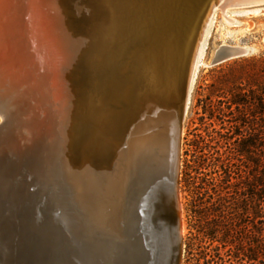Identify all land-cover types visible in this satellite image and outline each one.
Segmentation results:
<instances>
[{
  "label": "water",
  "instance_id": "1",
  "mask_svg": "<svg viewBox=\"0 0 264 264\" xmlns=\"http://www.w3.org/2000/svg\"><path fill=\"white\" fill-rule=\"evenodd\" d=\"M105 1L110 6V13L113 12L117 17L121 14L116 22L110 18L97 29L90 22L89 14L79 18L84 19L82 25L86 27L89 35L84 37L87 39V46L82 48L81 58L93 70V76L83 91L82 107L85 117L81 124L89 125L90 112L104 103L102 97L109 87L113 86L115 92L126 89L124 86V89L121 88L120 80L127 75V71L134 73L136 82L129 84L130 87L126 86L128 92L125 95L131 92L133 106L125 125V133H122L123 138L129 127L134 129L138 126L137 123L153 117L154 110L147 106L146 97L157 92L160 87L169 90V95L163 102L165 106L168 103L174 104L176 127L169 182L164 175H156L159 180L157 179V184H152L158 195L161 193L158 190L165 192L159 195V199L166 194L169 197L165 201L164 209L154 208L150 213V217L156 219L158 227L154 238L156 250L149 257L150 262L148 259L147 262L141 260V252L128 247L121 240V235L115 232L116 229L109 226L111 221L116 224L115 218L121 212V189L126 173L125 146H122L118 161H115L113 150L108 152V148L97 146L96 152L91 156L94 169L89 178L81 176L80 160L75 158L78 155L76 150L71 153L73 161L70 171L66 170L62 158L58 160L61 166L59 178L71 194L77 198H98L107 203L106 207H109L111 213L108 218L110 223L106 224L105 221L95 226L87 220L88 217L83 212L77 214L76 211L70 213L66 210L64 216L61 215V210L54 208L55 203L50 197L57 198L60 189L54 188L53 177L48 164L44 166L45 161L40 165L38 175L45 178L44 186L47 190L42 194V187L34 188L31 181L33 155H26L20 149L15 137V131L19 127L5 121L0 123V264H180L182 239L178 181L184 109L193 62L208 17L219 0H160L162 10L148 7L150 3L147 0ZM252 4H264V0H252ZM133 13H138L141 23L128 31L125 24L128 15ZM107 16L112 17V14ZM75 20L72 18L73 23ZM118 23L121 26L116 28ZM247 52L243 48L220 47L212 63L219 64L244 56ZM131 66L134 70H131ZM68 83H71L70 80ZM143 97L145 101L140 100ZM56 124L58 130L55 137L62 139V119ZM60 153L65 155L63 143L60 145ZM39 161H43L41 154ZM77 185L81 188L80 192L75 191ZM141 197L142 194L139 199ZM72 214L79 217L75 218ZM63 217L73 229L79 224L81 226V223L85 227L89 222L91 226L84 232L75 230V235L71 230V235L68 228L62 225ZM6 226L8 229L5 231ZM93 229L97 230L90 233ZM82 235L90 238L83 241L86 245L78 243L76 239Z\"/></svg>",
  "mask_w": 264,
  "mask_h": 264
},
{
  "label": "bare ground",
  "instance_id": "2",
  "mask_svg": "<svg viewBox=\"0 0 264 264\" xmlns=\"http://www.w3.org/2000/svg\"><path fill=\"white\" fill-rule=\"evenodd\" d=\"M147 2L150 3L148 7L162 10L160 0H147ZM261 5L264 4H252V0H219L212 8L206 25L215 8H219L223 16L228 18L227 11L230 9ZM108 7L110 6L105 0L103 2L99 0H0V116L2 118L0 123L8 121L10 125L19 127V130L15 131V137L22 152L33 155L31 176L35 180L31 181L34 188L42 187L40 192L43 194L47 190L44 186L45 178L40 176L39 182L35 184L40 165L44 162L39 161L42 148H39L40 143L37 137L41 129L45 128L49 131L48 126L53 118L62 119L64 126L60 127V132L63 138L50 137L54 148L50 150L49 156L46 153L45 159L53 177L54 188L60 189L57 192V198L52 196L50 200L55 203L54 208L61 210V215L65 216L67 211L70 213L76 211L77 214L83 212L88 217L87 220L93 222L95 226L100 222L110 223L108 218L111 213L109 207H106L107 203H103L98 198L82 196L77 198L76 195L71 194L59 178L61 166L58 160L62 158L66 164V170L70 171L73 161L71 153L76 150L78 155L75 158L80 160L81 176L89 178L94 169L91 156L96 152L97 146L103 149L108 148V152L113 150L115 161L120 160L122 146H125L126 173L121 189L122 207L115 218L116 224L111 221L109 226L116 229L115 232L121 235V240L128 247L141 252L139 253L141 260L147 262L146 259H148L150 262L149 257L156 250L154 238L158 233L156 219L150 217V213L154 208L164 209L165 201L169 200L167 194L159 199V195L165 192L158 190V193L161 192L158 195L152 184H157L159 180L157 176L160 175H164L169 182L176 116L174 104L168 103L165 106L163 102V99L169 95V90L160 87L157 92H152L146 97L147 106L154 110L153 117L145 118L144 121L137 123L138 126L134 129L129 127L123 138L122 133H125V125L130 118V110L133 106L131 92L125 95V92H128L126 86L130 87L129 84L136 82L134 73L127 71V75L120 80L121 88L124 86L126 89L115 92L116 89L113 86L109 87L105 92L106 96L103 94L102 97L105 100L104 103L97 105L90 112L89 125L81 124L82 118L85 117L82 107L83 91L93 76V70L91 65L85 64L81 58L82 48L87 46V39L84 37L89 35L86 27L82 25L84 19L79 20V18L86 13L89 14L90 22L97 29L110 18L115 22L116 19L121 18V14L119 18L113 12L110 13L111 9ZM107 14H112V17L107 18ZM138 16V13L128 15L126 30L129 31L134 26L140 25L141 17ZM72 18L76 19V24L72 22ZM117 26L119 28L121 24L118 23L116 28ZM41 34L44 35L41 36ZM227 46L233 49L243 48L247 51L246 47L230 45L220 47ZM196 57L190 73L184 116ZM130 68L134 70V67ZM69 80L71 83H68ZM140 100L145 101L144 97ZM54 119L53 124L57 123ZM182 135L183 124L181 138ZM29 140L31 141L26 146ZM61 143H63L65 155L60 153ZM75 188V191H81L78 185ZM141 194L143 197L139 199ZM178 208L180 211L179 202ZM144 213H146L145 216ZM77 214L72 215L76 218L79 217ZM63 220L62 225L68 228L71 235L76 234L75 230L84 232L85 229H89L88 226H91L88 222L83 228L75 226L76 229H73L66 222V218L63 217ZM180 223V234H182L183 219ZM4 229L6 231L8 227ZM96 230L93 229L90 233ZM82 237L77 236L76 239L78 243L86 245L83 241L90 238ZM93 250L96 249L93 248Z\"/></svg>",
  "mask_w": 264,
  "mask_h": 264
},
{
  "label": "rangeland",
  "instance_id": "3",
  "mask_svg": "<svg viewBox=\"0 0 264 264\" xmlns=\"http://www.w3.org/2000/svg\"><path fill=\"white\" fill-rule=\"evenodd\" d=\"M227 16L215 8L203 32L183 121L178 181L184 222L180 264H264L258 197L264 5L230 9ZM222 45L246 47L248 52L213 64ZM53 119L49 131L41 129L37 137L43 161L54 148L50 137L54 139L58 124ZM252 137L254 148L245 145Z\"/></svg>",
  "mask_w": 264,
  "mask_h": 264
},
{
  "label": "trees",
  "instance_id": "4",
  "mask_svg": "<svg viewBox=\"0 0 264 264\" xmlns=\"http://www.w3.org/2000/svg\"><path fill=\"white\" fill-rule=\"evenodd\" d=\"M261 106H262V111H263V127H262V156H261V165H260V178L258 179V182L260 183V190H258L260 192L259 194V201L262 204V245H261V251L262 254H264V90H263V95H262V99H261ZM245 145L254 148L255 145V139L252 137L248 140V142L245 143ZM254 162V160H253ZM250 197L253 198L255 195V186L254 184H252V186H250V191H249Z\"/></svg>",
  "mask_w": 264,
  "mask_h": 264
},
{
  "label": "flooded vegetation",
  "instance_id": "5",
  "mask_svg": "<svg viewBox=\"0 0 264 264\" xmlns=\"http://www.w3.org/2000/svg\"><path fill=\"white\" fill-rule=\"evenodd\" d=\"M181 165V164H180ZM259 194H260V192L258 191V197H259Z\"/></svg>",
  "mask_w": 264,
  "mask_h": 264
}]
</instances>
